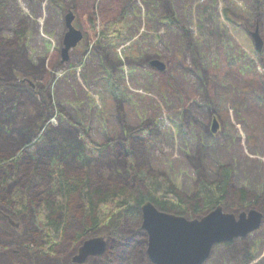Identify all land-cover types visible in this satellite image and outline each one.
Instances as JSON below:
<instances>
[{
	"label": "rangeland",
	"instance_id": "1",
	"mask_svg": "<svg viewBox=\"0 0 264 264\" xmlns=\"http://www.w3.org/2000/svg\"><path fill=\"white\" fill-rule=\"evenodd\" d=\"M84 1L1 0V37L13 41L19 28L25 33L8 47L16 60L13 82L0 79V95L16 97L10 101L16 109L13 128L28 122L32 152L48 134L62 130L106 144V158H92L88 165L98 186L127 183L129 169L110 158L109 144L127 142L137 168L166 175L186 195L200 178L215 181L220 166L232 165L237 193L222 204L224 210L256 208L263 223L245 237L216 245L204 264H264V0H121L117 19L123 30L117 39L89 33L80 11ZM69 11L85 39L62 62ZM257 29L261 49L255 48ZM155 59L166 63L164 70ZM241 190L252 207L241 202ZM76 209L70 207L62 243L44 255L37 250V217L0 204V264H117L130 234L137 235L123 264H154L142 212L138 221L123 219L116 234L102 227L85 238L105 237L106 249L75 262L85 241L72 235L79 230Z\"/></svg>",
	"mask_w": 264,
	"mask_h": 264
},
{
	"label": "trees",
	"instance_id": "2",
	"mask_svg": "<svg viewBox=\"0 0 264 264\" xmlns=\"http://www.w3.org/2000/svg\"><path fill=\"white\" fill-rule=\"evenodd\" d=\"M96 1L85 0L80 6L89 33H97L99 39L119 38L123 30L122 21L117 19L121 0L100 1L101 22L97 18ZM15 36L17 39L9 41L1 37L0 31V79L4 76L5 81L10 82H13L11 66L16 60L8 47L25 38L23 28H19ZM13 99L16 97L8 91L7 96L0 95V204L12 208L17 214L37 217L41 223L37 250L41 254L53 253L62 243L68 229L69 210L75 204L79 230L72 235L82 242L89 236L100 234L102 227L116 234L125 218L138 221L141 206L147 200L153 201L162 211L193 218L204 215L217 205H225L230 195L237 193L232 189L235 172L232 165L220 166L215 181L200 178L193 194L186 195L166 175L137 168L130 155L131 145L127 142L121 146L108 145L110 158L129 169L127 183L92 184L88 174L89 162L92 158L98 162L106 158L103 153L107 145L95 142L87 133H82L79 140L75 132L62 130L48 134L46 138L41 135L43 141L38 142L32 152L27 147L32 142L31 127L26 126L28 122L23 121L25 124L13 128L12 120L16 115V109L12 108L15 106L10 102ZM38 117L39 111L34 114L35 119ZM149 131V127L144 130L145 133ZM241 194V202L252 207L254 202L246 198V192L241 190ZM136 235H128L129 241L127 237L124 239L117 254V264H123L125 249ZM249 255L254 256L255 251L249 250Z\"/></svg>",
	"mask_w": 264,
	"mask_h": 264
},
{
	"label": "water",
	"instance_id": "3",
	"mask_svg": "<svg viewBox=\"0 0 264 264\" xmlns=\"http://www.w3.org/2000/svg\"><path fill=\"white\" fill-rule=\"evenodd\" d=\"M75 14L66 15L67 32L62 48V62L69 59L70 51L84 38L83 32L74 25ZM257 49L262 48L263 39L257 29L253 32ZM164 70L166 63L159 59L152 62ZM217 129L215 121L213 131ZM142 227L148 233L147 255L154 264H204L216 244L232 242L259 229L263 213L256 208L240 214L224 210L217 205L199 218H189L160 210L153 201L141 206ZM103 236L87 239L73 260L84 263L90 256L102 254L106 249Z\"/></svg>",
	"mask_w": 264,
	"mask_h": 264
}]
</instances>
